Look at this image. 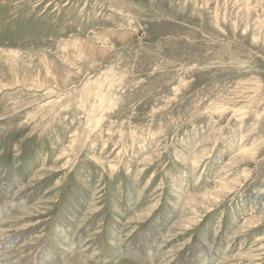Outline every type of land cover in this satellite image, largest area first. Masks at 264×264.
Segmentation results:
<instances>
[{"label": "rangeland", "instance_id": "rangeland-1", "mask_svg": "<svg viewBox=\"0 0 264 264\" xmlns=\"http://www.w3.org/2000/svg\"><path fill=\"white\" fill-rule=\"evenodd\" d=\"M0 264H264V0H0Z\"/></svg>", "mask_w": 264, "mask_h": 264}]
</instances>
